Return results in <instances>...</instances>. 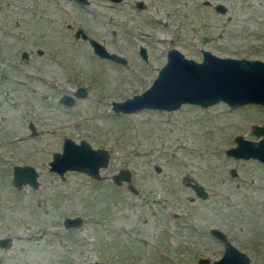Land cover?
<instances>
[{
	"label": "rangeland",
	"instance_id": "374dc122",
	"mask_svg": "<svg viewBox=\"0 0 264 264\" xmlns=\"http://www.w3.org/2000/svg\"><path fill=\"white\" fill-rule=\"evenodd\" d=\"M136 1L0 0V55L17 59L25 49L34 59L23 64L29 78L0 67V238L10 239L0 264H196L222 253L209 228L250 264H264V166L224 154L236 135L264 140V128L252 134L253 124L264 127V107L184 103L124 114L110 104L147 88L171 47L195 61L200 49L264 61V0H140L141 8ZM77 28L124 62L97 57L74 37ZM77 87L86 96L59 102ZM64 137L106 150L98 179L48 171ZM14 164L34 166L37 188L12 186ZM122 168L130 180L117 185L111 176ZM65 216L82 223L65 228Z\"/></svg>",
	"mask_w": 264,
	"mask_h": 264
},
{
	"label": "water",
	"instance_id": "95a60500",
	"mask_svg": "<svg viewBox=\"0 0 264 264\" xmlns=\"http://www.w3.org/2000/svg\"><path fill=\"white\" fill-rule=\"evenodd\" d=\"M74 3L85 6L88 0H72ZM118 2L120 0H110ZM137 8L143 6L142 1L135 2ZM216 11H223L222 4H215ZM75 38L87 40L92 52L99 58H106L123 63L124 59L108 52L95 39L78 28L73 32ZM201 60L195 61L186 58L176 48L166 50L165 62L158 69L156 76L143 91L126 97L121 101H111V110L115 113H134L143 109L174 111L184 103L208 107L222 102L229 108L243 105H259L264 107V61L259 59L221 57L212 54L209 50L200 49ZM139 55L146 58L144 47H139ZM87 92L83 87H77L73 95L62 94L59 101L70 105L74 97L81 98ZM28 127L33 130L31 123ZM253 134L257 137L263 133L258 125H253ZM234 145L225 149L224 154L235 159H257L264 163V140H248L241 135L233 138ZM108 153L103 148H92L85 140L78 142L64 137L61 150L51 154L47 162L48 171L56 173L60 178L66 171H78L98 179L99 169L108 162ZM230 176H235V170H229ZM111 180L119 185L121 181L129 182L130 173L122 168L112 174ZM182 183L189 185L195 196L206 198V190L194 179L183 178ZM11 184L19 190L27 185L37 188L38 172L30 164H14L11 166ZM127 188L133 193L137 190L131 184ZM82 223L80 216H65V228L78 227ZM209 234L222 244L221 255L212 261L205 257H198L196 264H250L249 258L232 244L224 232L218 228H209ZM9 238H0V247H7Z\"/></svg>",
	"mask_w": 264,
	"mask_h": 264
},
{
	"label": "flooded vegetation",
	"instance_id": "af4514ba",
	"mask_svg": "<svg viewBox=\"0 0 264 264\" xmlns=\"http://www.w3.org/2000/svg\"><path fill=\"white\" fill-rule=\"evenodd\" d=\"M121 1V0H120ZM120 1H118V2H120ZM112 2H114V1H112ZM117 3V2H116ZM76 4V3H75ZM88 4V3H87ZM86 4V5H87ZM85 5V6H86ZM81 6V5H80ZM78 29V28H77ZM76 30V29H75ZM74 30V31H75ZM36 52V54L37 55H40V54H42V51L40 50V49H38L37 48V50L35 51ZM34 61V59H33V56H32V54H30V52L29 51H27V50H25V49H21L20 50V52H19V57L16 59H12V58H8V57H2V55H0V67L2 66H4V67H9L10 68V71L9 72H14V68H16V67H18V68H20L21 69V71H22V73L25 75L26 74V76L29 78V74H30V72L32 71V70H28V69H25V68H23V64L24 65H27V64H30V65H32V62ZM33 66V65H32ZM12 68V69H11ZM1 71H6V72H4V75H7L5 78L6 79H8V72H7V70H5V69H2ZM0 77H3V75H0ZM10 77V76H9ZM76 90V89H75ZM75 90L72 92V94L75 92ZM87 92V91H86ZM62 94H65V93H62ZM61 94V95H62ZM72 94H70V95H72ZM61 95L59 96V99H60V97H61ZM69 95V94H68ZM75 98H77V97H74V101H75ZM73 101V102H74ZM60 102V101H59ZM61 103V102H60ZM63 104V103H62ZM65 105V104H64ZM30 122V121H29ZM31 123V125H32V127H33V130H31L29 127V130H30V133L31 134H35L36 133V130H35V126H34V124L32 123V122H30ZM253 125H258V126H260L261 128H262V130H263V126H262V124L261 123H255V124H253ZM253 125H252V131H254V129H253ZM252 134H253V132H252ZM254 135V134H253ZM255 136V135H254ZM256 138V137H255ZM247 139V138H246ZM63 140V139H62ZM248 140H251V141H257L258 140V138L257 139H255V140H252V139H248ZM238 159H241V160H248V159H242V158H238ZM237 159V160H238ZM250 160H252V161H255L256 163H259L260 165H262V166H264V163L263 162H261V161H259V160H257V159H250ZM230 170V169H229ZM229 170H228V173H229ZM230 175V174H229ZM235 175H236V172H235ZM262 184H260V186H261ZM262 188H264V185L262 186Z\"/></svg>",
	"mask_w": 264,
	"mask_h": 264
}]
</instances>
